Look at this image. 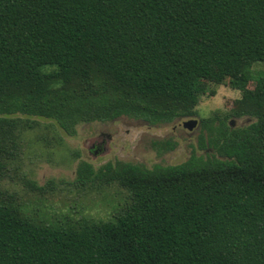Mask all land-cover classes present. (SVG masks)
Instances as JSON below:
<instances>
[{
	"label": "trees",
	"instance_id": "16d2710c",
	"mask_svg": "<svg viewBox=\"0 0 264 264\" xmlns=\"http://www.w3.org/2000/svg\"><path fill=\"white\" fill-rule=\"evenodd\" d=\"M259 63L264 0H0V264H264ZM225 84L240 98L200 120L211 153L151 169L79 166L82 184L128 192L108 221H46L2 189L30 128L19 116L66 135L121 116L166 123L195 116L209 86ZM229 118L251 122L232 129Z\"/></svg>",
	"mask_w": 264,
	"mask_h": 264
},
{
	"label": "rangeland",
	"instance_id": "374dc122",
	"mask_svg": "<svg viewBox=\"0 0 264 264\" xmlns=\"http://www.w3.org/2000/svg\"><path fill=\"white\" fill-rule=\"evenodd\" d=\"M252 71L255 76L263 72L264 64L253 65ZM239 98L240 91L228 84L211 85L199 98L193 117L153 124L121 116L106 122L80 123L74 135H66L52 121L19 116L21 123L30 128L20 131L19 155L3 171L2 189L46 221H108L128 202V192L116 183L106 185L93 176L82 184L77 180L82 163L94 171L116 162L151 169L155 165L181 164L192 153H211V149L200 147L201 137L206 134L200 120L213 114L228 115ZM188 120L197 121L192 130L183 126ZM227 122L236 129L251 120L229 118ZM166 141L173 144L172 150L159 151L154 144Z\"/></svg>",
	"mask_w": 264,
	"mask_h": 264
},
{
	"label": "water",
	"instance_id": "95a60500",
	"mask_svg": "<svg viewBox=\"0 0 264 264\" xmlns=\"http://www.w3.org/2000/svg\"><path fill=\"white\" fill-rule=\"evenodd\" d=\"M197 125L196 120H188L187 122L183 123L184 128L188 130H192Z\"/></svg>",
	"mask_w": 264,
	"mask_h": 264
}]
</instances>
